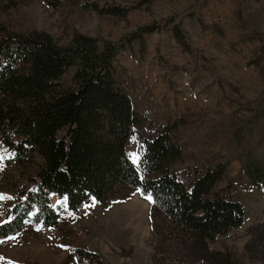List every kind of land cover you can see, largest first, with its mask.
<instances>
[{
    "label": "rangeland",
    "instance_id": "obj_1",
    "mask_svg": "<svg viewBox=\"0 0 264 264\" xmlns=\"http://www.w3.org/2000/svg\"><path fill=\"white\" fill-rule=\"evenodd\" d=\"M87 1L25 0L1 12L0 23L15 32L47 31L64 44L75 32L117 42L146 24H164L121 50L115 62L144 122L128 146L131 160L142 167L145 141L176 124L177 168L222 163L220 188L240 172L248 152L264 162V0H110L131 6L116 16L99 14ZM175 23L188 47L173 35ZM14 155L0 144V222L24 183ZM236 189L246 221L210 246L232 252L239 264H264L255 237L264 222V193L248 178ZM50 205L58 224L29 221L23 232L1 238L0 264H88L73 258L74 250L97 251L105 264H205L193 262L174 231L161 235L162 215L155 211L159 224L153 221L151 200L138 192L78 212L56 195Z\"/></svg>",
    "mask_w": 264,
    "mask_h": 264
},
{
    "label": "trees",
    "instance_id": "obj_2",
    "mask_svg": "<svg viewBox=\"0 0 264 264\" xmlns=\"http://www.w3.org/2000/svg\"><path fill=\"white\" fill-rule=\"evenodd\" d=\"M24 1L0 0V13ZM87 5L115 16L131 8L110 0H88ZM179 24L173 35L188 47ZM164 27L146 24L121 41L103 43L75 32L64 44L47 31L15 32L0 23V144L15 154L12 162L24 182L0 222V239L23 232L29 221L57 225L60 215L51 208L52 195L78 212L94 201L107 206L138 192L151 195L153 221L159 224L156 212L162 215L161 235L174 231L193 262L239 264L232 252L210 243L245 223L236 186L248 178L264 193V162L248 152L240 172L220 188L222 163L177 168L182 149L172 135L176 124L145 141L142 167L129 155L128 146L144 122L115 62L135 40ZM259 231L255 237L264 257V222ZM71 256L80 263L105 264L97 251L74 250Z\"/></svg>",
    "mask_w": 264,
    "mask_h": 264
},
{
    "label": "snow or ice",
    "instance_id": "obj_3",
    "mask_svg": "<svg viewBox=\"0 0 264 264\" xmlns=\"http://www.w3.org/2000/svg\"><path fill=\"white\" fill-rule=\"evenodd\" d=\"M0 198H2V197H0ZM147 198L151 200V195L149 194Z\"/></svg>",
    "mask_w": 264,
    "mask_h": 264
}]
</instances>
